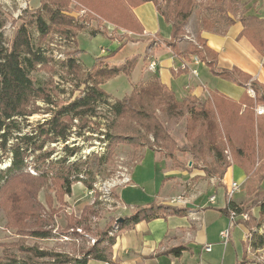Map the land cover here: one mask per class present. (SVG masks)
Segmentation results:
<instances>
[{
	"label": "trees",
	"instance_id": "16d2710c",
	"mask_svg": "<svg viewBox=\"0 0 264 264\" xmlns=\"http://www.w3.org/2000/svg\"><path fill=\"white\" fill-rule=\"evenodd\" d=\"M239 1L215 0L207 2L203 6L205 12L202 28L210 32L224 33L228 26L235 23L230 11L231 6ZM146 2H153L159 14L172 25L171 39L166 40L165 43L174 55L182 58L196 56L210 68L213 74L239 82L241 85L249 83L251 77L238 69L232 71L218 69L216 66L217 53L208 48L200 36H197V44L189 43L184 50L179 47V41L187 34L186 26L193 13L196 0H41L38 8L25 10L26 17L16 29L11 41L7 40L4 32L7 18L0 11V164L6 156L11 159L9 168L5 171L0 170V205L9 222L13 223L12 220H15L10 216L14 214L18 216V226H24V224L27 225L26 220L32 215L31 208L33 209V207L24 209L23 205L18 204L22 201L19 194L10 191L17 182L23 185L31 183L24 178L27 175L30 176L25 171L30 153L34 155L36 152L39 153L33 160L35 169L39 173L38 178H35L36 181L45 184L46 180L53 177V180L60 183L64 194L69 196L72 195V186L76 183L84 184L88 190L93 189L97 173L104 170L105 165L111 159L113 148L118 143L130 145L135 149L148 147L160 149V151L166 150L167 157L175 162L171 148L177 144L169 131L163 127L156 114L157 109L169 114H178L184 109H188L190 119L187 120L186 134L189 142L183 151L191 154L194 160L206 164L201 169L207 177L216 176L223 179L229 167L235 163L246 171L247 181L262 182L264 180V115L257 119L254 117L256 105H264V86L257 82L249 84L255 94L254 97L246 92L239 103L233 102L227 110L223 108L225 111L221 110L217 101L210 98L203 102L190 96L178 100L175 93L158 79L141 84L130 95H125L110 106L111 114L115 118L105 135L109 142L107 151L102 156H92L93 169L87 171L84 169L87 162L67 164L65 157L56 162L46 163L52 157L51 152H43L46 143L67 141L71 134V124L75 119L80 120L81 129L91 127L86 121L87 117H95L99 103L110 98L102 86L121 73L130 74V69L127 66L122 69L104 66L100 63L106 56L97 58L90 71L86 72L85 78L79 80V85L90 84L86 87L84 95L79 96L73 102L60 106L57 102H53L46 86L38 85L34 78L35 72L53 62V49L51 50L46 42L47 38L58 34L64 36L68 43H78V32L86 28L83 26L84 23H79L73 16L64 14L71 9L70 5H73L77 11L87 10L89 14L100 21L114 25L115 29L143 33L141 27L133 20L130 6H138ZM247 4L245 2V5ZM239 20L244 27L242 36H247L254 42V45L264 46V18L248 15L247 11H244ZM90 35L93 37L106 36L107 33L104 29H95L90 31ZM83 52L80 48L74 49L68 54V59L65 62L68 72L76 75L75 77H78V72L85 69L79 58ZM115 53L117 50L114 51ZM41 100L58 105L57 110L50 108L48 111L52 112L51 119L38 123L32 134L21 135L23 122H27L29 117L39 113L40 108L36 104ZM243 106H245V110L240 115ZM230 110L236 114L230 120L232 125L234 116H237V120L243 126H252L248 129L247 137L244 136L243 142H240L234 129L225 128L224 124L229 116L227 112ZM17 133L20 135H16ZM149 136L153 138V141ZM12 139H15L16 143L9 146ZM75 152L73 149L66 148L68 155ZM227 152L230 153L232 161L229 160ZM194 160L192 168L198 167ZM176 165L174 163V167H178ZM52 170L54 174H52ZM26 188L27 191H24L26 199L32 200V205H35L37 187L33 190V185L27 184ZM262 194L264 195V191ZM91 208L86 209L92 211ZM231 208L242 210L241 206L230 202L228 207L222 211L229 215ZM259 208V217L251 215L250 220H238L236 224L245 225L252 233L250 246L255 250L264 249V231L260 232L264 227V201L259 204ZM183 211L169 203H153L143 208H137L130 216L124 217L121 221L115 220L110 236L106 235L100 242H97L98 244L96 243L91 249L77 257L34 248L28 249V253L33 259H50L52 264H88L91 260L110 263L112 247L121 231L142 221L150 222L167 218L170 215H180L185 212ZM68 225L86 227L82 221H77V224L68 222ZM34 235L40 238L49 237L48 232L42 231H36ZM186 249V247L180 246L168 253L180 257ZM6 260H8V264H32V262H21L14 254L7 255Z\"/></svg>",
	"mask_w": 264,
	"mask_h": 264
},
{
	"label": "rangeland",
	"instance_id": "374dc122",
	"mask_svg": "<svg viewBox=\"0 0 264 264\" xmlns=\"http://www.w3.org/2000/svg\"><path fill=\"white\" fill-rule=\"evenodd\" d=\"M26 1L27 0H16V2L14 1L13 4L11 3V6H9L7 3L8 0H0V11H2L7 18L4 32L8 41L13 39L16 29L26 17L25 10L35 9L34 4H31L29 0L28 3L25 4ZM209 1L215 0H196L193 11H202L204 16L205 11L203 6ZM245 2H247V0H240L238 3H235L231 6L230 12L237 16L247 11L246 7L248 4L245 5ZM201 5L202 7H200ZM70 8L71 9L68 12H64V14L73 16L79 23H84L83 26L86 29L78 32L77 44H73V42L68 43L64 36L58 34L49 36L46 42H48L51 50L53 49V62L47 67L43 66L34 73L35 81L38 85L43 84L46 86V89L51 94L53 102H57L61 106L68 102L75 101L79 96H83L86 87L88 85L90 86V84L87 85L83 83L79 85V80L85 78L86 72L90 71L97 58L106 56L102 59L101 63L99 62L104 66L107 65L120 69L127 66L129 67L128 69H130L129 75L121 73L102 86L110 98L107 101L99 103L97 115L95 117H87L86 121L89 126H93L94 129H92L93 127L81 129L80 120L75 119L71 124V134L67 141L48 142L43 149V152L52 153V157L49 161L47 160L46 163L56 162L58 159L65 157L67 158V164L87 162V164L84 165V169L87 171L93 169L92 156H102L107 151L109 142L106 140L107 138L105 135L109 131V125L112 124L115 118L114 115L111 114L110 106L114 104L116 100L122 99L125 95H130L139 85L157 79L154 77L155 75L153 76L154 78L149 77V74L153 72L149 71L148 65L151 60H155L152 56L153 52L151 49L161 43L166 46V40L160 41V38L149 37L145 40L144 44L138 43V41L134 39L136 37L121 32L120 29L114 28L108 30V26L105 25L108 24V22L100 21L95 16H92V14H89L87 10L77 11L73 8V5H70ZM202 21L201 25L203 27ZM95 29H104L107 35L98 37L91 36L90 31ZM117 44L120 45L118 46ZM194 44H197V40ZM187 46L188 45H186V47ZM78 48L84 51L79 58L82 60L85 69H83L84 71L82 70V72H78V77H75L76 75L68 72L65 62L68 59V54L73 52L74 49L78 50ZM104 50H106L105 53L107 52V54L104 53ZM116 50L117 53L114 54ZM36 106L40 108L38 111L39 113L29 117L27 122H23L21 135L32 134V131L36 128L38 123H43L51 119L52 112L48 110L50 108L52 110H57L58 105L49 104L41 100L37 102ZM156 114L163 127L169 131L172 139L177 144L174 148H171L175 162L167 157L168 153L166 150H154L161 152L165 158L170 159L172 167H174V163L175 165L177 164L178 167H175L176 169L189 170L205 167L206 164L194 160L191 154L183 151L185 145L189 142L186 134L187 120L190 119L188 117V109L186 108L178 114H169L157 109ZM68 121L70 122L69 119ZM244 128L245 130H237L235 132L240 141L244 139V136L247 137L246 134L249 132L248 129L252 128V126L247 125L244 126ZM16 135L20 134L17 133ZM149 138L153 141L151 136H149ZM15 143L16 140L12 139L9 142V146H13ZM66 148L73 149L76 152L72 155H68L66 154ZM139 149H135V147L124 143H118V145L113 148L110 161L105 165L102 172L97 173L98 175L96 176L93 189L89 190L96 192L94 193V197L88 194V189L82 183L74 184L72 186V195L69 196L64 194L61 190L60 183L53 180V177L46 180L45 184H41V181H36L37 179L35 178H38L39 173L35 169L33 160L39 153L36 152L35 155L30 153L27 158L28 166L25 169L26 173L30 176L27 175V177L24 178H26L27 181H31V183L27 184H32L33 190H35L36 187L38 189L35 196L36 202L35 205H32L33 201L26 199L24 191H27V184L23 185L17 182L10 190L19 194L22 201L18 202V204L23 205L24 209L33 207V209L31 208L32 215L26 220L27 225L24 224V226H18V216L14 214L10 216L15 220H12L13 223L9 222L6 213L0 205V264H8L6 256H10L11 254L18 257L21 262L52 264L50 259L31 258L28 249L34 248L41 251L62 253L77 257L83 252L91 249L106 235L110 236L112 234L111 228L116 220L113 214L119 206L118 200L116 199L118 189L112 191V182L105 180L113 178L123 169L121 167H128L131 172L136 161L141 157V155L137 153ZM228 158L232 161L230 153H228ZM193 160L198 167L194 166V168H192ZM145 162L146 165H137L133 173L134 179L132 180L134 181L132 182V186L137 187L139 190L146 188L145 185L142 184V181L145 180V176L150 175L154 168L151 158L148 157ZM208 162H210V160H208ZM10 165L11 159L6 156L0 164V170L5 171ZM52 174H54L53 170ZM214 177L218 178L216 176ZM99 180H102V182ZM246 189L249 190V195L246 202L242 205V210L246 212L248 219H239V221L250 220L251 215L253 217H259V204L264 201V195L262 194L264 191V180L262 182L249 180L247 181ZM177 197H184L186 199L185 196ZM239 198L240 197H237V199ZM171 199L165 202L168 203ZM86 208H91L92 211H87ZM203 220V224L207 227H212L213 230L221 225L215 215L207 214ZM77 221H82L86 227L68 225V222L77 224ZM88 228H90V230H87ZM262 229H264V227ZM262 229L260 232L264 231ZM36 231L48 232L49 237H37L34 235ZM251 239L252 233L246 237V240L245 237L242 238V233L239 232V234L237 233L236 235L235 243L237 249L236 247L235 249L240 254V260L242 259L240 264H264V249H253L250 246Z\"/></svg>",
	"mask_w": 264,
	"mask_h": 264
},
{
	"label": "crops",
	"instance_id": "0c3cea01",
	"mask_svg": "<svg viewBox=\"0 0 264 264\" xmlns=\"http://www.w3.org/2000/svg\"><path fill=\"white\" fill-rule=\"evenodd\" d=\"M14 1L16 2V0H8L7 3L11 6ZM29 1L35 8L41 4V0ZM247 2L248 15L264 18V0H247ZM130 11L133 20L141 27L143 33L120 29L121 32L136 37L134 39L143 44L149 37L160 38V41L171 39L172 25L159 14L153 2L130 6ZM240 16L241 13L235 16L231 12L235 23L228 26L224 33H217L202 29L203 12L194 10L186 26L187 35L179 41L178 45L184 50L186 45L194 43L197 36H200L206 46L217 53V68L229 71L238 69L249 75L251 79L247 85L213 74L205 63L195 60L196 56L177 57L162 43L151 49L158 67L157 72L150 73L149 77H156L175 93L178 100L190 96L203 102L210 98L220 104L221 110L223 108L227 110L233 102L239 103L246 92L250 95V91H253L249 85L251 82L264 86V46L254 45L247 36H242L244 27L239 20ZM105 25L108 26V30L115 28L109 23ZM184 63L188 66L187 70L180 69ZM193 70L197 71V75L193 73ZM257 106L264 107L262 104ZM244 110L245 106L242 107L240 115ZM227 114L229 116L224 124L226 129H234L235 132L245 130L243 124L237 120V116H234L232 125L230 120L233 115H236L232 110ZM254 117L257 119L263 115L258 116L255 111ZM240 142H243V139ZM137 153L141 157L131 170L132 179H134L135 167L141 164L146 165L145 160L148 157L152 159L154 168L142 181L145 189L139 190L135 186H127L117 190L116 199L119 206L113 214L116 220L130 216L137 208L153 203H164L177 196L186 197L187 204L177 206L185 212L150 222L142 221L121 231L111 250V262L91 260L88 264H240L242 259L240 260V254L236 250V235L240 232L242 238L245 237L246 240V237L250 235L249 229L243 224L231 227L229 215L222 210L226 209L230 202L241 207L246 202L249 195V190L246 189L248 178L246 171L232 163L223 179H219L207 177L202 169H176L172 167L170 159L154 149L145 147L139 149ZM232 181L241 183L242 190L230 200L227 194ZM212 196H216L214 203L210 202ZM237 197L240 198L237 199ZM207 214L215 215L220 221L221 225L217 229L213 230L212 227L203 224ZM229 229L231 241L225 246L222 244V233ZM207 244L213 245L211 252L204 250ZM180 246L187 248L180 257L168 253Z\"/></svg>",
	"mask_w": 264,
	"mask_h": 264
},
{
	"label": "built area",
	"instance_id": "2783aa9c",
	"mask_svg": "<svg viewBox=\"0 0 264 264\" xmlns=\"http://www.w3.org/2000/svg\"><path fill=\"white\" fill-rule=\"evenodd\" d=\"M195 60L198 61L199 58L195 57ZM157 67H158L157 61L151 60L149 65H148L149 71L156 73ZM181 67L182 68H180V69H182V70H187V68H188L186 63L182 64ZM193 73L195 75H197V71L193 70ZM250 95L252 97L255 96L253 91H250ZM255 111H256V114L258 116L264 115V107L263 106H257ZM121 168H123V169L121 171H119L113 178H111L109 180H105V181H111L112 182V191L117 190V189H121V188H125L127 186H132L133 180H132L130 169L128 167H121ZM99 181L102 182V180H99ZM241 190H242V184L238 183L237 181H232L230 188H229V191H228V194H227L229 199L231 200L235 195L240 193ZM88 194L94 197L93 191L88 190ZM215 201H216V196L210 197L211 203H214ZM168 203L171 205L179 206V205L187 204V201L184 197H177V198H172ZM229 218H230L231 227H235L239 219H243V220L248 219V215L243 210L239 211L237 209L231 208V209H229ZM230 241H231V232L229 229V230L222 233V244L227 246L230 243ZM212 249H213L212 244H207L204 247V250L206 252H211Z\"/></svg>",
	"mask_w": 264,
	"mask_h": 264
},
{
	"label": "bare ground",
	"instance_id": "6f19581e",
	"mask_svg": "<svg viewBox=\"0 0 264 264\" xmlns=\"http://www.w3.org/2000/svg\"><path fill=\"white\" fill-rule=\"evenodd\" d=\"M98 184H99V182H98ZM109 184V183H108ZM107 186V185H106ZM97 191V190H96ZM111 192V191H110ZM93 193H96V192H93ZM110 197V196H109ZM103 198V197H102ZM110 199V198H109ZM106 200V199H105Z\"/></svg>",
	"mask_w": 264,
	"mask_h": 264
},
{
	"label": "water",
	"instance_id": "95a60500",
	"mask_svg": "<svg viewBox=\"0 0 264 264\" xmlns=\"http://www.w3.org/2000/svg\"><path fill=\"white\" fill-rule=\"evenodd\" d=\"M118 221H121V220H118Z\"/></svg>",
	"mask_w": 264,
	"mask_h": 264
}]
</instances>
